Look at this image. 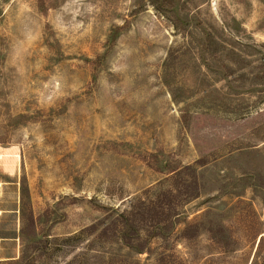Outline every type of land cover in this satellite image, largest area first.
I'll use <instances>...</instances> for the list:
<instances>
[{
	"label": "rangeland",
	"instance_id": "obj_1",
	"mask_svg": "<svg viewBox=\"0 0 264 264\" xmlns=\"http://www.w3.org/2000/svg\"><path fill=\"white\" fill-rule=\"evenodd\" d=\"M20 184L49 264H264V0H0V261Z\"/></svg>",
	"mask_w": 264,
	"mask_h": 264
},
{
	"label": "trees",
	"instance_id": "obj_2",
	"mask_svg": "<svg viewBox=\"0 0 264 264\" xmlns=\"http://www.w3.org/2000/svg\"><path fill=\"white\" fill-rule=\"evenodd\" d=\"M20 203L18 209L19 230L17 239L19 241V255L17 257L0 261V264H49L48 254L51 246L49 236H42L38 231L40 217L36 218L30 207V195L26 184H20ZM139 209L134 210L132 204L121 212L115 211L114 216L101 221L103 228H114L120 237L121 243L127 250L132 249L129 237L134 235L140 240L142 229L138 225L137 218L149 216L152 212L145 202L139 201ZM140 212V213H139ZM138 215V216H137ZM151 220V219H150ZM39 251V253H37Z\"/></svg>",
	"mask_w": 264,
	"mask_h": 264
}]
</instances>
